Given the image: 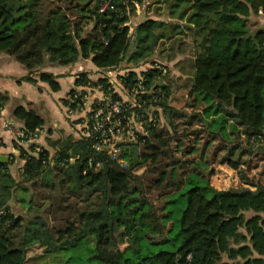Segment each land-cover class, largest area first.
<instances>
[{"label":"trees","instance_id":"16d2710c","mask_svg":"<svg viewBox=\"0 0 264 264\" xmlns=\"http://www.w3.org/2000/svg\"><path fill=\"white\" fill-rule=\"evenodd\" d=\"M135 1L0 0V55L20 62L26 80L58 91L48 68L82 59L102 70L124 62L129 67L161 49L169 60L182 56L174 67L186 76V106L192 108L188 113L170 103L172 67L165 74L157 67L145 70L146 87L164 92L161 121L121 140L120 162L97 151L91 137L69 138L55 154L44 147L34 153L36 144L24 141L45 120L17 106L23 135H15L13 146L24 164L16 176L8 161L0 162V264H27L33 246L45 256L88 237L98 264H264V181L247 176L244 166L251 168L253 156L264 160V26L242 27L258 21L264 1L159 0L185 23L191 52L173 47L176 21L126 24ZM136 78L132 72L125 85L131 88ZM75 81L98 85L88 72ZM98 82L120 97L105 79ZM71 91L63 103L79 111L86 93ZM8 99L0 92V113ZM196 121L203 126L195 128ZM202 135L207 138L199 150ZM211 147L212 160L223 151L220 162L238 170L239 187L212 185Z\"/></svg>","mask_w":264,"mask_h":264},{"label":"rangeland","instance_id":"374dc122","mask_svg":"<svg viewBox=\"0 0 264 264\" xmlns=\"http://www.w3.org/2000/svg\"><path fill=\"white\" fill-rule=\"evenodd\" d=\"M257 4H261L262 0H255ZM264 1V0H263ZM166 6V5H165ZM135 9H132L129 14V22L130 25L133 26L138 22H141L148 18H155L159 20H166L169 22L176 21L180 25V32L178 35L173 37L174 45L173 47L181 46V49H189V52H191L192 42L191 38L189 37V31L186 28V25L183 21L178 19V14L175 16H171V12L168 9H164L165 7L162 5V2L159 0H140L138 1V6H134ZM158 8H160L158 10ZM260 8V7H259ZM263 9V8H262ZM161 11V13H159ZM264 12V10H263ZM264 22L257 21L256 23H247L245 26H242L246 29H254L256 27L262 26ZM232 26H236L237 24L231 23ZM238 26V25H237ZM241 26V25H239ZM186 35V36H185ZM178 40H183L184 43L181 45L178 44ZM166 45V44H165ZM170 41L167 42V47H169ZM161 50V49H160ZM160 50L158 49L155 54L147 58L146 60H143L139 62L137 65L129 66L133 68H140L139 72H142L143 68L148 69L151 68L150 66L153 65L152 62L160 63L159 65L163 64L164 66H170L172 67V72L170 73V81L172 83L171 85V94H170V103L171 105L175 107H186V110H188V113H191L192 108H187L186 104L188 102L189 96H188V84L186 80V76L183 75L179 70H177L176 67H174V63L177 59H180L182 56L178 55L176 58H172L171 60L165 58V55H162L160 53ZM170 53V49L167 48L165 50V53ZM188 52V53H189ZM184 57V56H183ZM0 58H12L6 54L0 55ZM162 62V63H161ZM127 64L124 62L121 64V66L118 69H108L105 71L99 70V69H89V73L91 75V80L95 84L98 83L97 87L87 85V88L81 87L78 90H83L86 93L85 99L87 103L91 106L95 104L98 100L102 97L101 89L99 88L98 81L103 78L108 83L110 82L113 84L114 90L121 96L122 98L127 99L126 94L118 88V81H120V70H123L127 68ZM105 77V78H104ZM118 80V81H117ZM167 81V79H166ZM165 81V82H166ZM91 86V87H89ZM88 106V105H87ZM88 107H85L84 111H77V114H75L74 118L75 121L73 123H77L76 121L81 120L84 118L83 116L88 115ZM82 114V115H81ZM144 125V123H143ZM81 126V125H80ZM195 128H201L203 126L202 122L196 121L194 123ZM139 129V128H138ZM77 132H79V137L81 136L82 132L81 127H78ZM134 130V129H133ZM140 130V129H139ZM137 132V131H135ZM198 147L199 150L201 149L203 142L207 138L206 135H202ZM187 142H191L193 140V135H188L186 138ZM219 140H214L212 143V146H216ZM199 154V153H198ZM198 154H196V157L198 158ZM223 154V151L219 153L218 157L216 159H211L212 157V147L207 149L206 157L210 160L209 165L207 166V169L212 168L213 174L211 176V183L218 189H228V188H236L239 187L242 184L241 175L238 173L237 169L232 168L227 163L220 162V158ZM264 157V153H261ZM246 158V157H245ZM248 158V157H247ZM246 168L247 176L250 178H255L256 180L264 181V160L259 159L257 156H253L252 159V166L251 168H248L247 165H244ZM121 248L125 247L126 244H121ZM43 249L40 246H33L29 250V258L27 264H98L99 261L97 258L93 257V242L88 237L86 239H83L78 245L74 247H69L67 249H63L57 253L50 254V255H43Z\"/></svg>","mask_w":264,"mask_h":264},{"label":"crops","instance_id":"0c3cea01","mask_svg":"<svg viewBox=\"0 0 264 264\" xmlns=\"http://www.w3.org/2000/svg\"><path fill=\"white\" fill-rule=\"evenodd\" d=\"M259 13L258 21L264 22V12L261 6ZM88 68L98 69L86 59L66 67L48 68L47 70L53 72L61 85L58 91H53L43 81L33 83L26 80L28 70L14 58H0V92L7 93L9 96L0 113V154L9 157L8 169L12 174L19 176L20 168L24 164V160L19 157L13 146L15 135L21 133L22 129V121L15 118V108L22 105L41 115L45 124L41 127V132L34 142L49 150L51 154H55L69 138H80L76 130L80 127V120L73 123L77 111L69 110L63 103V99L71 97L73 89L79 91L81 87H88L87 85H75L79 73L88 72L91 77ZM21 196L17 197L18 202Z\"/></svg>","mask_w":264,"mask_h":264},{"label":"built area","instance_id":"2783aa9c","mask_svg":"<svg viewBox=\"0 0 264 264\" xmlns=\"http://www.w3.org/2000/svg\"><path fill=\"white\" fill-rule=\"evenodd\" d=\"M135 5L138 6L137 1H135ZM107 7L108 3L105 2L100 8V12H104ZM126 24L130 25V22L128 21ZM150 67H157L163 74L167 73V68L164 65H151ZM139 69V67H127L120 70V74L121 72L122 74L120 81L117 80L118 88L126 94L127 99L121 96L114 99L110 93H106L99 85L102 92L101 99L91 106L85 100L84 107L80 110L84 111L85 107H88L86 108L88 109L86 110L88 111V115L83 116L84 118L79 122L81 125L80 131L82 132L80 138L91 137L93 147L97 151H106L108 155L120 162H124L125 160L120 156L121 147L119 142L123 139L132 140L135 138L137 132H145L146 125L150 126L152 123L161 121V107L158 101L164 96V92L159 87V93L154 94L153 86L152 88H147L143 73L147 69L143 68L142 72H139ZM132 72L137 73V82L131 88H128L124 83V79L131 76ZM109 84L111 90L116 92L113 84L110 82ZM144 94L148 95L149 98H144ZM40 132L41 128H36L34 133L30 134L24 141V144L27 145L36 144L34 153L42 151V146L34 142ZM20 134L23 135V132ZM96 166H100V163L98 162ZM0 213H3V210L0 209Z\"/></svg>","mask_w":264,"mask_h":264},{"label":"water","instance_id":"95a60500","mask_svg":"<svg viewBox=\"0 0 264 264\" xmlns=\"http://www.w3.org/2000/svg\"><path fill=\"white\" fill-rule=\"evenodd\" d=\"M9 157L7 155L0 154V162H7Z\"/></svg>","mask_w":264,"mask_h":264}]
</instances>
